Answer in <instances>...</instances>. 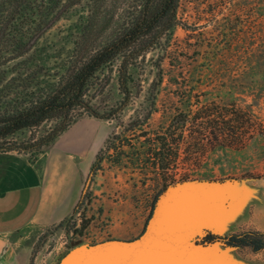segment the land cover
I'll list each match as a JSON object with an SVG mask.
<instances>
[{"label":"rangeland","instance_id":"1","mask_svg":"<svg viewBox=\"0 0 264 264\" xmlns=\"http://www.w3.org/2000/svg\"><path fill=\"white\" fill-rule=\"evenodd\" d=\"M132 4L82 0L39 39L23 57L25 64L0 63V115L44 97L119 37ZM176 15L178 24L154 38L146 51L129 58L132 46L103 65L88 81L79 105L58 108L39 124L0 139V151H17L35 160L50 148L55 134L78 117L97 118L109 132L74 212L29 231L30 264H57L78 242L142 235L155 196L166 192L151 162L154 133L186 109L189 98L235 102L264 123V0H179ZM121 66L129 96L120 84ZM210 168L211 177L227 180L191 182L201 192L184 203L178 221L185 232L178 247L168 245L171 261L264 264V249L200 242L208 231H264V134L242 149H216Z\"/></svg>","mask_w":264,"mask_h":264},{"label":"trees","instance_id":"2","mask_svg":"<svg viewBox=\"0 0 264 264\" xmlns=\"http://www.w3.org/2000/svg\"><path fill=\"white\" fill-rule=\"evenodd\" d=\"M81 1L0 0V63L16 61V64H25L23 57L39 39ZM178 3L179 0H133L131 11L121 22L124 31L119 37L97 50L44 97L8 115H0V139L22 128L39 124L58 108L79 105L88 81L103 65L132 46L127 53L129 58L146 51L157 37L178 24ZM145 38L149 39L139 46ZM126 79L121 66L120 84L129 96ZM76 119L65 124L55 134L53 141ZM258 134H264V123L253 110L235 102L189 98L187 108L178 110L165 128L154 133L151 162L163 178L162 191L177 182L202 179L225 182L226 178L210 176L213 152L220 147L242 149ZM160 193L154 198L143 232ZM200 242H222L227 247H248L253 252H259L264 249V231L230 235L208 231ZM79 243L83 242L76 244Z\"/></svg>","mask_w":264,"mask_h":264},{"label":"crops","instance_id":"3","mask_svg":"<svg viewBox=\"0 0 264 264\" xmlns=\"http://www.w3.org/2000/svg\"><path fill=\"white\" fill-rule=\"evenodd\" d=\"M109 132L99 119H76L37 159L0 151V264H30L29 231L72 214Z\"/></svg>","mask_w":264,"mask_h":264},{"label":"water","instance_id":"4","mask_svg":"<svg viewBox=\"0 0 264 264\" xmlns=\"http://www.w3.org/2000/svg\"><path fill=\"white\" fill-rule=\"evenodd\" d=\"M191 182H177L179 186L175 183L166 188L140 237L79 243L70 247L57 264H173L168 245L178 247L177 240L185 232L179 215L184 203L201 192Z\"/></svg>","mask_w":264,"mask_h":264}]
</instances>
